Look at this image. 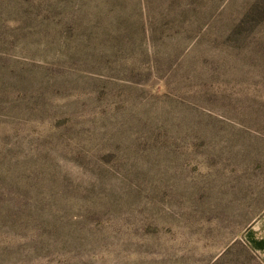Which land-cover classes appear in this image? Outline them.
<instances>
[{"label":"rangeland","instance_id":"rangeland-1","mask_svg":"<svg viewBox=\"0 0 264 264\" xmlns=\"http://www.w3.org/2000/svg\"><path fill=\"white\" fill-rule=\"evenodd\" d=\"M0 264H264V0H0Z\"/></svg>","mask_w":264,"mask_h":264}]
</instances>
